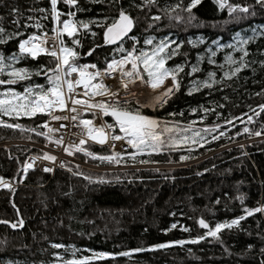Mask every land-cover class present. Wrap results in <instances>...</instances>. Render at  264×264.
I'll return each mask as SVG.
<instances>
[{
	"label": "trees",
	"instance_id": "obj_1",
	"mask_svg": "<svg viewBox=\"0 0 264 264\" xmlns=\"http://www.w3.org/2000/svg\"><path fill=\"white\" fill-rule=\"evenodd\" d=\"M189 3L77 0L76 6H69L58 0L62 20L74 12L76 22L89 25L75 37L81 43L80 62L106 67L126 55L132 37L139 40L138 54L151 52L161 40L169 44L166 53L174 50V54L166 58L165 68H183L177 73L179 89L153 110L139 109L156 117L161 129L173 128L164 139L171 135L178 142L135 158L131 153L121 156L120 164L127 166L123 169L106 168L116 162L92 159L73 149V158L87 166L67 163L72 174L62 169L53 175L38 168L24 172L29 155L44 154L27 143L46 142V135L37 134L44 133L40 126L45 116H0V121L21 126L0 123V179L8 185H0V221L17 226L23 221L20 228L0 224V264H62L73 259L88 264H264V212L246 216L239 225L223 229L218 238L206 236L198 223L203 219L214 229L217 223L245 215V208L264 205V140L240 144L256 137V132L264 133V112L259 108L264 105V7L256 0H201L190 14L184 10ZM228 5L246 6L249 12H229ZM120 11L132 18L133 31L118 44H106L105 27ZM50 12V0H0V27L6 40L0 43V55L8 58L19 53L18 41L31 33L51 32ZM156 16L161 19H153ZM37 22L41 28L35 27ZM150 38L152 45L145 43ZM63 39L66 46L78 48L66 34ZM121 47L124 52L118 51ZM242 56L247 66L231 76ZM229 57L235 63L230 64ZM5 62L32 75L29 80L0 85V92L11 88L23 93L30 85L48 86L45 76L35 73L55 67L48 55ZM193 67L198 71L193 73ZM139 71L146 81L142 65ZM209 73L215 76L210 78ZM0 79L7 80V75ZM205 82L212 86H204ZM119 104L137 109L133 103ZM106 120L114 123L110 116ZM81 147L97 156L113 153L91 142ZM201 236L205 238L198 243L188 242ZM57 244L61 247H53ZM161 244L169 246L157 247ZM122 252L130 254L119 255ZM99 253L108 256L96 258Z\"/></svg>",
	"mask_w": 264,
	"mask_h": 264
},
{
	"label": "snow or ice",
	"instance_id": "obj_2",
	"mask_svg": "<svg viewBox=\"0 0 264 264\" xmlns=\"http://www.w3.org/2000/svg\"><path fill=\"white\" fill-rule=\"evenodd\" d=\"M63 3L69 6H76L77 0H62ZM201 0H190L188 6L184 9L191 14L193 8H195ZM146 3H154V0H146ZM58 0H50L51 5V17L53 22L57 25L52 28L53 36H48L44 33L43 36L33 34L28 36L27 39L21 40L18 47L19 53L13 54V56L5 58L0 55V75L4 74L6 69L9 79H0V85H13L20 81L29 80L31 78V73L25 68H14L12 63H5L8 59L12 62H19L20 59L25 56H31L32 58H37L40 54H46L53 58L55 62V67L46 68L42 67L36 75L43 74L48 81V86L45 85H30L24 88L23 93L17 92L11 88L4 92H0V116H9L19 118L21 115L26 117H34L37 114H45L51 116L52 120L56 121H79V126H82V136L77 143L66 147L64 150L69 154L73 155L72 149L75 151L84 152L85 155L90 156L92 159H98L101 161L120 162L121 153L113 152L112 155H100L87 151L83 145H86L89 140L99 143L101 145L111 141H126V143L135 151L131 153L132 157L135 155L143 153L146 150L151 149L152 151H160L165 146H172L178 141L174 139L171 135H168V139L165 140V134H171L174 129L165 126L163 129L160 128L158 122L155 119L149 118L143 115L139 108L129 109L122 108L119 104L118 93L111 92L108 87L102 82L105 76H112L114 73H119L121 78L127 77L128 79L122 80V84L127 88L128 83L134 82L133 78L140 79L142 83L148 84L153 90L160 89L164 83L165 79L171 77L172 86L166 88L160 96L156 99L158 102L163 103L164 98L173 93V91L179 89V83L177 82V73L183 71L182 67H177L174 70H169L165 68L166 58H171L174 54V50L168 51L169 44L161 40L159 44L152 48L151 52L141 51L138 55H134L133 51H128L125 56L121 59H113L111 62L107 63V67L104 71H90L89 69H96L95 64L92 65H81L77 63L79 58V53L73 48L66 46L63 39L66 34L69 38H72V43L78 45L80 41L75 37L78 34V29L83 27L88 29L89 25L87 23L76 22L72 19H61L63 13L57 9ZM256 4L264 7V0H256ZM225 5L222 2L221 7ZM176 7H180L178 4ZM175 10L174 8L172 9ZM44 11V9H40ZM229 12L240 11L243 13H248V7H241L240 5H228ZM74 12H69L68 16H74ZM47 18V17H45ZM153 19L159 20L161 17L156 16ZM180 19V17H177ZM133 26L132 19L126 15L123 11L120 13L119 19L112 23L110 26L105 27L104 40L106 44H114L118 40H121L127 33L131 30ZM36 28H41L39 22L35 25ZM4 29L0 27V43H6L4 38ZM15 35L19 36L20 33ZM11 39V37H9ZM247 39L243 40L242 43H248ZM146 44L152 45L153 40L147 39ZM242 50V49H241ZM89 51L88 55L92 54ZM120 52L125 50L121 47L118 49ZM243 51V50H242ZM166 54V55H165ZM248 53L245 51L244 55ZM215 55V53H213ZM230 64L235 63L231 57L228 58ZM131 64V70L125 68V65ZM143 66V72L146 73L148 79L145 81L143 76L139 71V66ZM243 64V56L241 57V65L236 67L231 71V76H235L241 71V67H246ZM193 73L198 71L197 67L191 69ZM215 73H209V77H214ZM227 78H231L228 73H225ZM98 81V82H97ZM199 86V85H197ZM204 86L211 87L210 83L205 82ZM82 88L83 91L78 92L77 89ZM96 96H110L113 98L112 103L108 102H94V97ZM86 97V98H84ZM260 112H264V105H260ZM81 110H99V112L93 111L94 117H98L100 114L111 115L115 120V125L113 124H102L94 125L93 120L80 119ZM59 112H68L72 115H55ZM255 112V110L253 109ZM260 112H255L257 116ZM247 115V114H245ZM239 119V118H236ZM252 117H249V121ZM7 127H21L19 124H7L3 121ZM232 123V121H228ZM40 127L48 128V123L45 122ZM61 128L66 127V125L61 124ZM114 127L119 128L120 134H114L112 129ZM35 131V129H32ZM58 130V129H57ZM189 129H183L182 131H188ZM49 133L53 129L48 128ZM204 131H210L209 129H204ZM245 132L249 129L245 128ZM38 135H47V133L37 132ZM224 133L221 132L220 135ZM262 133L256 132L255 135H261ZM195 136H199V132L194 133ZM86 137V138H85ZM213 139H218V137H213ZM58 144L63 143V139L56 141ZM114 147V145H113ZM36 159V158H34ZM42 159L55 161V157L47 153L44 154ZM181 159H186V157H181ZM142 163H147L148 161H141ZM32 163H25L23 166V171L27 172L28 169L32 168ZM44 171H51L49 168H45ZM75 174V173H74ZM85 179H90L85 177ZM91 182V181H90ZM102 182V181H101ZM0 185L8 186L6 181L0 179ZM219 203V201H217ZM245 215L240 216L238 219H233L230 223H217L213 228H210L203 219L198 221L200 227L208 229L206 236L218 238L219 233L223 229H231L234 226L239 225L240 221L244 220L246 216H251L254 213L264 212V205L257 207L255 209H244ZM0 223H6V221H0ZM19 226H23V221H19ZM11 227L16 228L17 224H12ZM173 228L176 225H172ZM186 231L188 229H185ZM204 236L198 239L188 241L190 243H198L199 240L204 239ZM177 243H185V241H179ZM169 245L161 244L157 247H167ZM53 247L60 248L61 245H53ZM143 249H138L137 251H142ZM129 252H122L119 255L128 256ZM108 254L99 253L96 254V258L103 259L106 258ZM64 264H88L87 260H66Z\"/></svg>",
	"mask_w": 264,
	"mask_h": 264
},
{
	"label": "built area",
	"instance_id": "obj_3",
	"mask_svg": "<svg viewBox=\"0 0 264 264\" xmlns=\"http://www.w3.org/2000/svg\"><path fill=\"white\" fill-rule=\"evenodd\" d=\"M74 16H71L69 19L76 21ZM56 26L57 25L53 22V27H56ZM82 32L83 31L80 27L78 29V33L81 34ZM44 33H47L48 36H50V37L54 35V33L52 31L51 32L41 31L39 33L38 32L31 33V34L27 35L25 38H22L18 41V43H17L18 51H19L18 45H19L21 40L27 39L28 36H31L33 34L43 36ZM131 40H132V47L130 48L129 51H133L134 55H138L137 46H138L139 40L136 37H132ZM68 47L73 48L75 51H77L79 53V58L77 60L78 64H81V65L95 64L97 66L96 69H89L90 71H97V70L104 71L106 69L107 66L101 68L94 62H90V61L80 62L79 61L80 60V52H81L80 51L81 50V43L78 44V48H75L74 46H68ZM40 55H46V54H40ZM122 57H120L118 59H121ZM125 68L128 70H131V64L125 65ZM127 79H128L127 77L121 78L120 74L117 72V73H114L112 76H105L103 78L102 82L108 87V89L111 92L118 93L119 103H133L137 108H141V109L148 108L150 110H153L157 105L162 104V103L158 102L156 98L162 94V91H164V90H166V88L172 86L171 77L166 78L164 85L160 89H156V90H153L148 84L142 83L140 79L133 78L134 82L128 83L127 88H125L122 84V80L126 81ZM77 91L81 92V91H83V89L79 88V89H77ZM169 96H167V97H169ZM167 97L164 98V101ZM84 98H86V97H84ZM102 101L112 103L113 98L110 96H96V97H94V102H102ZM93 111L99 112V110H92V111L81 110L80 119L93 120L94 125H97V126L102 125V124H113V125H115V120L111 115L100 114L98 117H94L92 114ZM42 115L45 116L42 124L47 122L48 128L53 129V131L49 133L48 128L43 127V131H44V133H47L46 136L48 137L46 142L44 144H36V143H27V144L31 145L32 147L38 148L39 150L43 151L44 154L47 153L51 156H54L56 159H55V161H50V160L42 159L44 154L43 155H32L31 154L25 160V163L27 162V163L33 164V167L30 169L38 168L43 172L50 173V175H53V173L56 169H62L64 171H67L68 173L72 174L73 171L71 168H69L67 166V163L73 162V163H78L81 165H86L82 162L76 161L73 158V155H69L64 150L66 147H69L74 143L78 144V141L82 136V126H79V121H75V122L70 121V120L69 121H63V120L62 121H56V120H52L51 116H49V115H45V114H42ZM55 115H72V113H68V112L62 113V112L57 111L55 113ZM143 115H145L149 118L155 119L157 121L156 117H153V116H150L147 114H143ZM106 116H110L113 119L114 123H108V121L106 120ZM61 124L66 125V127L61 128L60 127ZM112 131L114 134L122 135V133L119 132L118 127H114L112 129ZM61 138L63 139V143L62 144L56 143V141L61 139ZM255 140H264V133L259 135V136L256 135V137L248 139L244 142L255 141ZM88 142H91V143H94V144H97L100 146H105L109 150H111L112 152L121 153V156L132 153V148L126 143V141H111V140H109L107 143H105L103 145L96 143L94 141H91V140H89ZM244 142H243V144H245ZM113 145H114V147H113ZM72 151H73V149H72ZM34 158H36V159H34ZM45 168H49V169H51V171H44ZM106 168L123 169V168H127V166L115 164L112 167H106Z\"/></svg>",
	"mask_w": 264,
	"mask_h": 264
},
{
	"label": "water",
	"instance_id": "obj_4",
	"mask_svg": "<svg viewBox=\"0 0 264 264\" xmlns=\"http://www.w3.org/2000/svg\"><path fill=\"white\" fill-rule=\"evenodd\" d=\"M122 11H120V13H121ZM124 12V11H123ZM120 13H119V16H120ZM126 15H128L126 12H124ZM119 16H118V18L116 19V20H118L119 19ZM129 16V15H128ZM130 17V16H129ZM131 18V17H130ZM132 19V18H131ZM115 20V21H116ZM114 21V22H115ZM133 21V20H132ZM113 22V23H114ZM110 26V25H109ZM133 28H134V22H133V26H132V28H131V30L127 33V35H125L121 40H118L116 43H114V44H110V45H115V44H118L119 42H121L123 39H125L126 37H129L130 36V34L132 33V31H133ZM105 32V31H104ZM103 37H104V33H103ZM200 220V219H199ZM1 221H3V220H1ZM205 223H207L206 221H205ZM0 224H8V225H10L11 226V223H9V222H7L6 221V223H0ZM208 224V223H207ZM209 225V224H208ZM209 227H210V225H209ZM16 228H20V226H17ZM202 228V227H201ZM203 230H205V231H208V229H205V228H202Z\"/></svg>",
	"mask_w": 264,
	"mask_h": 264
},
{
	"label": "rangeland",
	"instance_id": "obj_5",
	"mask_svg": "<svg viewBox=\"0 0 264 264\" xmlns=\"http://www.w3.org/2000/svg\"><path fill=\"white\" fill-rule=\"evenodd\" d=\"M5 63H7V62H5ZM9 63H11V62H9ZM12 66H13V64H12ZM14 68H16V67H14ZM10 69H6L5 70V72H4V74L5 75H7V71H9ZM7 79H9V77H8V75H7ZM243 142L244 141H241V143L240 144H243ZM245 143V142H244ZM237 144H239V143H237ZM121 162H119V163H117V164H120ZM116 164V163H115ZM114 164V165H115ZM114 165H111V166H108V167H112V166H114ZM120 165H123V164H120ZM89 167V166H88ZM89 168H94V169H96V170H102V169H104L105 170V168L104 167H102V166H94V167H89ZM62 264H64V263H62Z\"/></svg>",
	"mask_w": 264,
	"mask_h": 264
},
{
	"label": "bare ground",
	"instance_id": "obj_6",
	"mask_svg": "<svg viewBox=\"0 0 264 264\" xmlns=\"http://www.w3.org/2000/svg\"><path fill=\"white\" fill-rule=\"evenodd\" d=\"M163 92V91H162ZM71 174V173H70Z\"/></svg>",
	"mask_w": 264,
	"mask_h": 264
}]
</instances>
